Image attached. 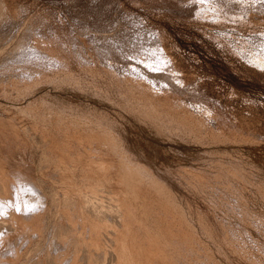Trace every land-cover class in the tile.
<instances>
[{
  "label": "rangeland",
  "instance_id": "rangeland-1",
  "mask_svg": "<svg viewBox=\"0 0 264 264\" xmlns=\"http://www.w3.org/2000/svg\"><path fill=\"white\" fill-rule=\"evenodd\" d=\"M122 259L264 264V0H0V264Z\"/></svg>",
  "mask_w": 264,
  "mask_h": 264
},
{
  "label": "crops",
  "instance_id": "crops-1",
  "mask_svg": "<svg viewBox=\"0 0 264 264\" xmlns=\"http://www.w3.org/2000/svg\"><path fill=\"white\" fill-rule=\"evenodd\" d=\"M121 261V264H127V263H125V261L122 259V260H120Z\"/></svg>",
  "mask_w": 264,
  "mask_h": 264
},
{
  "label": "bare ground",
  "instance_id": "bare-ground-1",
  "mask_svg": "<svg viewBox=\"0 0 264 264\" xmlns=\"http://www.w3.org/2000/svg\"><path fill=\"white\" fill-rule=\"evenodd\" d=\"M16 258V257H15ZM8 262V261H7Z\"/></svg>",
  "mask_w": 264,
  "mask_h": 264
}]
</instances>
